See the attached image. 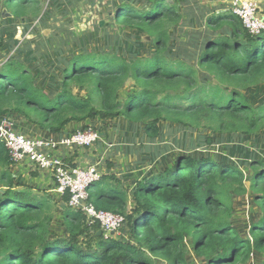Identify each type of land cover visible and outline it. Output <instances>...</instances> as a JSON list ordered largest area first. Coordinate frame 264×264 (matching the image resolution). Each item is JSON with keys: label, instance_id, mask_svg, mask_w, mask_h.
<instances>
[{"label": "trees", "instance_id": "1", "mask_svg": "<svg viewBox=\"0 0 264 264\" xmlns=\"http://www.w3.org/2000/svg\"><path fill=\"white\" fill-rule=\"evenodd\" d=\"M44 4L0 0V13L10 17L8 24L35 21ZM122 4L114 20L152 38L153 55L134 60L116 52L81 53L61 60V70L58 62L51 77L20 59L0 61V119L17 116L61 134L71 124L124 118L144 125L150 143L161 138L164 122L232 139L264 132V104L255 107L244 93L264 85V33L250 34L229 10L204 15L189 32L182 28L186 14L179 0ZM174 27L188 38L176 52L169 47ZM127 89L131 93L121 102ZM170 160L164 171L147 173L130 200L115 174L89 189L97 210L125 218L132 238L126 243L98 236L97 225L68 206V194L58 208L65 234L53 230L57 206L16 181L14 163L0 142V264H189V241L206 264H246L255 255L264 264V161L250 164L249 177L208 155ZM249 191L262 217L250 238H242L233 223L234 200Z\"/></svg>", "mask_w": 264, "mask_h": 264}, {"label": "rangeland", "instance_id": "2", "mask_svg": "<svg viewBox=\"0 0 264 264\" xmlns=\"http://www.w3.org/2000/svg\"><path fill=\"white\" fill-rule=\"evenodd\" d=\"M108 1H110V7L106 8L107 0H44V12L39 19L16 21L17 23L11 21L9 24L6 20L10 17L5 14V11L0 13V61L20 59L26 67L34 69L37 67L42 73L48 71V77H51L50 72L55 70L58 64L54 59H59L63 54L73 50L75 57L88 52L94 54L116 52L134 60L153 55L156 51L153 39L117 23L113 17L115 13L112 7L113 2L119 4V0ZM129 3L132 4V2ZM120 7L123 8L124 5ZM172 32L174 33L169 47L172 52H176L178 48L184 47L183 44L188 38L185 37V33L175 27ZM51 58H53L51 61H47ZM39 76H37L38 79ZM130 93V89L124 91L120 101L126 100ZM244 93L255 107L264 104V85L256 86ZM161 131V138L157 139L156 144H149L152 146L150 150L146 149L148 143L145 134L143 143L145 152L148 151L153 157L155 152L156 156L160 154L155 160L159 163L160 171H164L171 163L170 159L178 157L179 154L196 158L208 155L219 162H228L237 166L249 177L251 176L250 164L255 160L264 161V132L256 136L232 139L221 134L211 136L208 131L184 130L168 122L161 125ZM115 147L107 154L109 157L115 154ZM85 149L87 148H81V150ZM143 156L145 159L148 157L145 153ZM150 167L151 165L146 169V174L153 172L149 171ZM41 194L49 196L46 193ZM255 200L256 197L252 191L245 196L235 197L233 223L242 238H250L252 225L262 217V212ZM55 205L57 206L56 203ZM57 210L58 207L54 210L55 214ZM123 228L121 229L123 231L120 230L121 234L125 229L130 234L128 226ZM58 232L65 234V232ZM111 238L113 237L110 235L108 239ZM124 238H127L125 232ZM188 244V263L206 264L203 257L195 254L192 242L189 241ZM246 264H259L257 255Z\"/></svg>", "mask_w": 264, "mask_h": 264}, {"label": "crops", "instance_id": "3", "mask_svg": "<svg viewBox=\"0 0 264 264\" xmlns=\"http://www.w3.org/2000/svg\"><path fill=\"white\" fill-rule=\"evenodd\" d=\"M116 1L118 0H115V2ZM135 1L136 0H119V4L113 2V7H111L114 10V13H117L119 8H121L120 6L123 5V2H132L133 5ZM247 1L255 3L259 9V12L264 16V0ZM179 3L181 4L183 12L186 14V22L184 21V26L182 28L188 29L189 32L192 29H189V26L192 22L195 24L206 14L223 13L228 10L229 6L226 0H179ZM105 5L107 6L106 8H108V6L110 7V1L107 0ZM195 27H197V24ZM73 53L74 50L72 52L63 54L59 57V59L55 58L54 60L57 63L59 62V64L63 59L69 61ZM52 59L53 58L47 61H51ZM61 68L62 64H60L59 70H61ZM56 75L58 76L59 74ZM3 120H8L17 133H20L28 138L34 140L53 141L54 143H59L63 139L71 137L78 131L87 130L84 129L86 126L89 127L88 129L97 131L99 133L101 142L99 140L97 145L94 147L81 150V148L74 146L58 145L54 149L47 150V153L50 155L60 156L64 160H72L74 165L83 168L93 164L99 165L101 179L104 175L115 174L121 180L124 188L127 190L129 200L133 192L136 190L138 183L145 177L146 169L149 165H151L149 171L152 170L153 172H161L159 169V163L155 161L156 152L154 153L155 155L153 157L148 151L145 152L144 150L145 146L143 143L146 137H144V125L135 126L124 118L105 121L95 120L83 124H71L67 126L61 134H50L41 131L36 127L22 121L17 116L1 118L0 122ZM147 143V150L152 148L151 145L156 144L150 143L148 139ZM114 147L116 152L111 157H109L107 154ZM144 153L148 156L147 159H145L143 156ZM149 162L151 163L149 164ZM170 165L171 163L169 166ZM11 171L18 183L31 186L35 193L40 192L48 194L57 204L58 208L64 205V195L58 192L56 181L51 172L38 169L37 167L28 163L13 165ZM105 185L108 187L110 186V183H105ZM52 229L56 232H65L63 211L61 209H58L57 213L55 214ZM123 229H125V227ZM121 231L113 235V238L119 242L131 243L132 238L128 237L130 234L126 232V229L124 232L127 234V238L123 239L124 232L121 234Z\"/></svg>", "mask_w": 264, "mask_h": 264}, {"label": "built area", "instance_id": "4", "mask_svg": "<svg viewBox=\"0 0 264 264\" xmlns=\"http://www.w3.org/2000/svg\"><path fill=\"white\" fill-rule=\"evenodd\" d=\"M226 1L229 4L228 10L241 19L250 34L257 36L264 33V16L255 3L247 0ZM99 140V133L93 129L78 131L59 143L34 140L17 133L8 120L0 122V142L9 151L14 165L28 163L51 172L58 192L69 195L68 206L84 213L90 225L100 223L102 233L108 239L112 232L117 233L124 227L125 218L119 214L99 211L89 201V189L101 181L99 165L71 167L62 157L47 153V150L58 145L91 148Z\"/></svg>", "mask_w": 264, "mask_h": 264}, {"label": "water", "instance_id": "5", "mask_svg": "<svg viewBox=\"0 0 264 264\" xmlns=\"http://www.w3.org/2000/svg\"><path fill=\"white\" fill-rule=\"evenodd\" d=\"M87 167V166H86ZM84 167V168H86ZM97 227H98V236H101L102 235V227H101V224L98 223L97 224ZM116 233L112 232L110 235L113 237V235H115Z\"/></svg>", "mask_w": 264, "mask_h": 264}, {"label": "clouds", "instance_id": "6", "mask_svg": "<svg viewBox=\"0 0 264 264\" xmlns=\"http://www.w3.org/2000/svg\"><path fill=\"white\" fill-rule=\"evenodd\" d=\"M78 167V166H77ZM102 235H103V233H102Z\"/></svg>", "mask_w": 264, "mask_h": 264}]
</instances>
